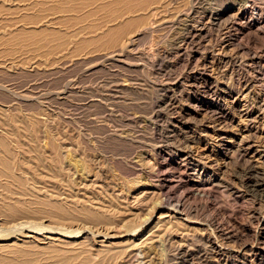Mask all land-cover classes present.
<instances>
[{"label": "rangeland", "instance_id": "obj_1", "mask_svg": "<svg viewBox=\"0 0 264 264\" xmlns=\"http://www.w3.org/2000/svg\"><path fill=\"white\" fill-rule=\"evenodd\" d=\"M11 1L0 140L14 177L0 198L30 213L0 229L38 239L0 264H264V0H144L114 49L103 21ZM58 232L80 237L41 239Z\"/></svg>", "mask_w": 264, "mask_h": 264}, {"label": "bare ground", "instance_id": "obj_2", "mask_svg": "<svg viewBox=\"0 0 264 264\" xmlns=\"http://www.w3.org/2000/svg\"><path fill=\"white\" fill-rule=\"evenodd\" d=\"M15 1V0H13ZM11 1V2H13ZM20 1V0H18ZM29 1V0H27ZM2 2V1H1ZM49 4H48V3ZM20 3V2H19ZM2 4V3H1ZM33 4V3H31ZM34 5V4H33ZM35 5L37 7H40V8H43L45 9L47 7L48 11H52L53 14H56V18L60 17L62 18V20L65 21H69V22H73V23H79V22H85V20H90V19H97L98 21L100 20L101 22L103 21V23H107L105 26V29L102 30L100 33H102L101 37L99 38H105L107 39V42H108V38H109V44H110V47H112V49H114V46H119V44L121 43L122 39H123V34H125V31L129 28H131L134 24H137L139 23L140 21H143L145 18L144 16H134L132 15L133 13L136 12L137 14V11L143 7L144 5V0H139V1H131V0H36V3ZM2 5H0L1 7ZM20 6V5H19ZM28 6V5H26ZM30 6V5H29ZM149 6V5H148ZM18 7V6H17ZM22 7V6H21ZM36 7V8H37ZM4 8V7H3ZM11 8V7H10ZM9 8V9H10ZM19 8V7H18ZM35 8V6L33 7ZM149 8V7H148ZM8 9V8H7ZM14 9V8H13ZM30 10V9H27V11ZM33 10V9H32ZM37 10V9H36ZM35 10V11H36ZM40 10V9H39ZM25 11V10H23ZM42 11V9H41ZM46 11V10H45ZM47 11V12H48ZM7 12V11H6ZM12 12V11H11ZM39 12V11H38ZM51 12V13H52ZM22 13V12H21ZM41 13V12H40ZM102 13H105V17L104 16H100ZM17 14V13H16ZM24 15H26L25 13H23ZM31 16L33 15L32 13H30ZM93 15V16H92ZM103 15V14H102ZM31 16H29L31 18ZM37 16V15H36ZM45 16V15H44ZM49 16H51L49 14ZM21 17V16H20ZM45 18V17H44ZM59 18V19H60ZM20 18H18L19 20ZM24 19V18H23ZM29 19V18H28ZM38 19V18H37ZM46 19V18H45ZM33 20V19H32ZM24 22V20H22ZM28 21V20H26ZM25 21V22H26ZM34 21V20H33ZM41 21V19H39V22ZM46 21V20H45ZM37 22V21H36ZM38 22V23H39ZM49 22L50 21V18H49ZM48 22V23H49ZM263 22V21H262ZM15 23V22H14ZM21 23V22H20ZM45 23V22H44ZM54 23L55 22V19H54ZM59 23V22H58ZM144 23V22H143ZM32 24V22H31ZM60 24V23H59ZM66 24V23H65ZM68 24V23H67ZM88 24V23H86ZM91 24V23H90ZM142 24V23H141ZM246 24V23H245ZM23 25V23H22ZM27 25V24H26ZM41 26H43L41 24ZM76 26V25H75ZM89 26V25H88ZM87 26V27H88ZM250 26V25H249ZM28 27V26H27ZM44 27V26H43ZM84 27V25H83ZM31 28V27H30ZM41 28V27H40ZM46 28V26L44 27ZM69 28V27H67ZM96 30L97 28L99 27H95ZM134 28V27H133ZM148 28V27H147ZM247 28V27H246ZM32 29V28H31ZM48 29V27H47ZM81 29V28H80ZM85 29V27H84ZM83 29V30H84ZM24 30V29H23ZM34 30V29H33ZM51 30V29H50ZM55 30V29H54ZM78 30V29H77ZM82 30V31H83ZM100 30V29H99ZM133 30V29H132ZM251 30V29H250ZM255 30V29H254ZM26 31V30H25ZM44 31V29H43ZM142 31V30H141ZM257 31V30H256ZM78 32V31H77ZM94 32V31H93ZM9 33V32H8ZM55 33V32H54ZM62 33V32H61ZM67 33V32H66ZM76 33V32H75ZM80 33V32H79ZM4 34V33H3ZM0 33V35H3ZM11 34V33H10ZM10 34H9V37H10ZM30 36H34L35 35H38V33L35 31V32H32V33H28ZM90 34V32H89ZM18 35V34H16ZM15 35V36H16ZM23 35V34H22ZM50 35V34H49ZM98 35V34H97ZM15 36L12 37L15 39ZM53 36V35H52ZM65 36V35H64ZM77 36V34H76ZM1 37V36H0ZM18 37V36H16ZM66 37V36H65ZM70 37V36H69ZM88 37V36H87ZM5 39V37H3ZM1 37V39H3ZM47 38V37H46ZM71 38V37H70ZM3 39V40H4ZM13 39V40H14ZM20 39V38H19ZM27 39V36L25 38V40ZM80 39V37H79ZM78 39V40H79ZM83 39V38H82ZM98 38L95 37H92V38H87L86 43H91L96 41ZM45 40V39H44ZM49 40H52V38L48 39ZM68 40V38H67ZM70 40V39H69ZM68 40V41H69ZM81 40V39H80ZM84 40V39H83ZM126 40V39H125ZM6 42V40H4ZM10 41V40H9ZM57 41V39H56ZM65 41V40H64ZM75 41V40H74ZM54 42V40H53ZM39 43V42H37ZM76 43V41H75ZM48 44V43H47ZM77 44V43H76ZM90 44V45H91ZM108 44V45H109ZM43 45V44H42ZM68 45V43H67ZM70 45V44H69ZM97 46V45H96ZM36 47V45H35ZM42 47V46H41ZM52 48V46H50ZM60 47V46H59ZM58 47V48H59ZM69 47V46H68ZM88 47V46H87ZM92 47V46H91ZM90 47V48H91ZM103 47V46H102ZM44 48L46 49L45 45H44ZM62 48V47H61ZM67 48V47H66ZM70 48V47H69ZM73 48V47H72ZM34 49V48H33ZM39 49V48H38ZM64 49V48H63ZM62 49V50H63ZM102 49V48H101ZM108 49V48H107ZM66 50V49H65ZM68 50V49H67ZM71 50V49H70ZM75 50V49H74ZM42 51V50H41ZM48 51V50H47ZM51 51V50H50ZM49 51V52H50ZM76 51V50H75ZM92 51V48L90 50V53ZM103 51H105V49L103 48ZM40 52V51H39ZM46 52V51H45ZM54 55L56 54V49L54 50ZM60 52V51H59ZM66 52V51H64ZM86 53V51H84ZM98 52V51H97ZM52 52H50V55H51ZM68 53V51H67ZM71 53H73L71 51ZM83 53V52H82ZM84 53V54H85ZM89 53V52H88ZM69 55V53H68ZM60 56V55H59ZM72 56V55H71ZM61 57V56H60ZM65 57V55H64ZM62 58V57H61ZM57 59V57H56ZM224 122V121H223ZM9 124V123H8ZM15 136V135H14ZM3 137V136H2ZM4 138V137H3ZM54 138V137H53ZM10 139V138H9ZM8 142V141H7ZM32 142V141H31ZM9 143V142H8ZM11 145V143L9 144ZM62 147V146H61ZM0 148H1V156H0V175H3L4 177H14V175L12 174V172L9 173V160H8V156L10 154V151L8 150V147L6 145V143L3 141V140H0ZM16 149V148H15ZM18 149V147H17ZM16 149V150H17ZM57 149V147H56ZM69 149V148H68ZM13 150V149H12ZM14 151V150H13ZM18 151V150H17ZM39 151V150H37ZM16 154V152H15ZM66 154V152H65ZM64 155V154H63ZM12 156V155H11ZM19 159V158H18ZM49 159V158H48ZM68 159V158H67ZM21 160V159H20ZM79 162V160L77 161ZM18 163V162H17ZM29 163V162H28ZM62 163V162H61ZM67 163V162H66ZM76 163V162H75ZM30 164V163H29ZM63 164V163H62ZM16 165V164H15ZM17 166V165H16ZM34 166V165H33ZM81 166V165H80ZM18 171V170H17ZM19 172V171H18ZM14 173V172H13ZM29 174V173H28ZM59 174V173H58ZM21 175V174H20ZM83 175V174H82ZM21 177V176H20ZM29 178V177H27ZM4 179V178H3ZM20 180V179H19ZM22 181V180H21ZM3 182V181H2ZM25 183V182H24ZM12 187V186H11ZM34 187V186H33ZM4 189V188H3ZM5 192H9L7 190V188L4 189ZM3 190V191H4ZM23 190V189H21ZM261 190L264 191V184H261ZM15 191V190H14ZM17 191V189H16ZM24 191V190H23ZM22 191V192H23ZM44 192V191H43ZM82 192V191H81ZM25 193V191H24ZM138 193V192H137ZM71 194V193H70ZM85 194V193H84ZM7 195V194H6ZM32 195V194H31ZM78 195V193H77ZM135 195V194H134ZM38 196V195H37ZM45 196V195H44ZM8 197V196H7ZM30 197V196H29ZM33 197H36V196H33ZM78 197V196H77ZM135 196H133L134 198ZM9 198V197H8ZM48 200H49V197H47ZM58 198V197H57ZM34 200V199H33ZM137 200V199H136ZM21 201V200H20ZM28 201V200H27ZM55 201V200H54ZM67 201V200H66ZM65 201V202H66ZM102 201V200H101ZM138 201V200H137ZM136 201V202H137ZM141 201V200H140ZM103 202V201H102ZM41 203V202H40ZM39 205V204H37ZM54 205V204H53ZM60 205V204H59ZM55 207V206H54ZM59 207V206H58ZM181 205L180 203H174L172 204V209L173 211H178L181 209ZM185 207V206H184ZM32 208V207H31ZM37 208V207H36ZM39 208V207H38ZM63 208V207H62ZM29 210V209H28ZM26 208H24L22 206V204L19 202V200H16L15 202H12L11 200H8V202L6 200H3L0 198V220L4 221V217L2 216H11V215H16V214H25L27 211H28ZM42 210V209H41ZM72 210V209H71ZM155 210V209H154ZM35 211V210H33ZM53 211V210H52ZM66 211V210H65ZM74 211V210H73ZM29 212V211H28ZM49 212V210H48ZM121 212V211H120ZM181 212V211H180ZM30 213V212H29ZM88 213V212H87ZM98 213V212H97ZM178 213V212H177ZM53 213L51 212L50 216L52 215ZM182 214V213H181ZM186 214V213H185ZM92 215V214H90ZM89 215V216H90ZM74 217V216H73ZM79 217V216H78ZM153 217V216H152ZM157 218V217H156ZM76 219V218H75ZM152 219V218H151ZM183 219V218H182ZM187 219V218H186ZM149 220V219H148ZM154 220V219H153ZM159 220V219H158ZM189 219H187L188 221ZM181 221V220H180ZM191 221V220H190ZM112 223V222H111ZM147 223V222H146ZM148 225V224H147ZM139 228V227H138ZM141 229V228H140ZM56 230V229H55ZM86 231V230H85ZM19 232V233H18ZM17 233H14L13 231H4L2 229H0V251L3 252V250L5 249H8V250H17L16 249H13V247H17L16 245H18V241L22 240V239H38V236L36 235L37 233L34 232L32 233L31 235L29 233L33 232V231H27L26 233H23V230H19ZM133 232L135 234H137V231L134 230V231H130V233ZM142 232V231H141ZM55 233V232H54ZM86 233V232H85ZM74 234V235H72ZM50 236L46 237L44 236L43 238H41L43 241H47V240H51V239H60V237H63L65 239H71V238H77V237H80V235L78 236L77 233H71V234H62V233H56V234H49ZM58 237H57V236ZM119 236V235H118ZM142 236V235H141ZM21 237V238H20ZM87 237V236H86ZM113 237V236H112ZM61 239V240H64V239ZM88 238V237H87ZM136 238V237H135ZM111 239V238H110ZM25 241V240H24ZM66 241V240H65ZM127 241V239H126ZM61 242V241H60ZM59 242V243H60ZM116 242V241H115ZM118 242V241H117ZM122 242V241H121ZM23 243V242H22ZM20 243V244H22ZM67 243V242H66ZM129 243V242H128ZM24 244V243H23ZM47 244V243H46ZM53 244V243H52ZM69 245V243H67ZM110 244V243H108ZM124 244V243H123ZM28 245V244H27ZM33 245V244H31ZM58 245V244H57ZM63 245V243H62ZM65 245V244H64ZM67 245V246H68ZM25 246V244H24ZM100 246V245H99ZM30 247V246H28ZM36 247V246H35ZM63 247V246H62ZM104 247V246H103ZM154 247V246H152ZM11 248V249H10ZM25 248V247H24ZM33 248V247H32ZM56 248V247H55ZM98 248V247H97ZM105 248V247H104ZM103 248V249H104ZM130 248V247H129ZM52 249V248H51ZM120 249V248H119ZM26 250V248H25ZM25 250L23 252H25ZM54 250V249H53ZM61 250V249H60ZM114 250V249H113ZM20 251V252H22ZM32 251V250H31ZM41 250H39L40 252ZM62 251V250H61ZM65 251V250H63ZM73 251V250H72ZM122 251V250H121ZM38 252V254H40ZM56 252V251H54ZM58 252V251H57ZM70 252V251H68ZM128 252V251H127ZM146 252V251H145ZM26 253V252H25ZM31 253V252H30ZM34 252H32L33 254ZM63 253V252H62ZM57 254V253H56ZM71 254V253H70ZM5 255V254H4ZM15 255V254H14ZM116 255V254H115ZM147 255V254H146ZM71 256V255H70ZM73 256V255H72ZM131 256V255H130ZM152 256V255H151ZM17 257V256H15ZM15 257H12L11 258V261L13 264H23V260L21 259V261H18L16 260ZM56 257V256H55ZM61 257V256H60ZM63 257V255H62ZM65 257V256H64ZM68 257V256H67ZM75 257V255H74ZM96 257V256H95ZM6 258V256H5ZM3 256L0 255V260H4L5 259ZM9 258V257H8ZM18 258V257H17ZM123 258V257H122ZM128 258V257H127ZM151 258V257H150ZM7 259V258H6ZM24 259V258H23ZM49 259V258H48ZM76 259V258H75ZM117 259V258H116ZM128 261V260H127ZM31 262V261H30ZM66 264V263H65Z\"/></svg>", "mask_w": 264, "mask_h": 264}]
</instances>
